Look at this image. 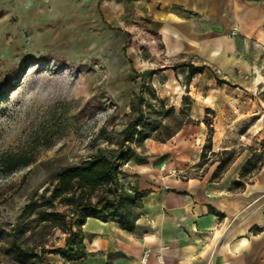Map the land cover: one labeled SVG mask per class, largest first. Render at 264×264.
<instances>
[{
    "label": "rangeland",
    "instance_id": "374dc122",
    "mask_svg": "<svg viewBox=\"0 0 264 264\" xmlns=\"http://www.w3.org/2000/svg\"><path fill=\"white\" fill-rule=\"evenodd\" d=\"M150 1L0 0V161L8 155L31 160L11 173L0 165V264H40V253L44 264L71 262L56 250L71 206L45 205L56 175L92 155H137L144 139L136 132L124 139V128L139 106L144 120L137 129L153 139L165 140L192 121V103L207 79L182 66L190 58L166 57L151 29ZM213 117L208 111L203 118L204 146ZM258 128L240 129L242 141L258 143L249 137ZM241 149L203 148L202 163L227 166ZM263 159L264 151L252 153L244 180ZM52 210L64 220L50 216Z\"/></svg>",
    "mask_w": 264,
    "mask_h": 264
},
{
    "label": "crops",
    "instance_id": "0c3cea01",
    "mask_svg": "<svg viewBox=\"0 0 264 264\" xmlns=\"http://www.w3.org/2000/svg\"><path fill=\"white\" fill-rule=\"evenodd\" d=\"M148 9L166 57L202 65L193 77L208 85L191 122L165 140L144 139L121 167L125 189L141 194L134 228L87 218L76 264H264V159L241 176L264 151V0H151ZM208 111V151L242 146L216 177L220 161L202 163ZM258 125L249 136L258 143L242 141L240 129Z\"/></svg>",
    "mask_w": 264,
    "mask_h": 264
},
{
    "label": "trees",
    "instance_id": "16d2710c",
    "mask_svg": "<svg viewBox=\"0 0 264 264\" xmlns=\"http://www.w3.org/2000/svg\"><path fill=\"white\" fill-rule=\"evenodd\" d=\"M182 66L191 69L192 73L200 72L203 69L202 65L194 66L192 63L182 64ZM138 100L140 102L143 100L141 94L138 95ZM143 116L144 112L139 106L136 117L129 120L124 128V139L133 140L135 132L140 139L149 137L145 135L143 127L137 129V125L144 120ZM206 147L210 148V140L204 149ZM203 154L202 152V157ZM130 158L129 155L121 152L113 159L103 154L92 155L78 165L68 167L56 175L55 185L49 198L45 201V205L53 207L54 201L60 200L65 205L71 206L69 223L65 227L64 244L62 247L56 248L57 252L71 261L69 264H76L86 256L82 226L87 218H96L101 221L118 219L122 228L126 230L134 228L138 217V204L141 194L127 191L124 184L120 182L123 176L121 165ZM30 162L31 160L24 156L8 155L1 159L0 165L6 173H11L20 167L27 166ZM225 164L224 161H220L212 177H216L218 171ZM235 184L239 183L236 182ZM34 204V202L28 203L24 213L31 212ZM48 214L54 219L64 220L65 218L63 213L56 210L49 211ZM19 253L27 256L26 252ZM39 259L40 264H44L42 253L39 254Z\"/></svg>",
    "mask_w": 264,
    "mask_h": 264
},
{
    "label": "built area",
    "instance_id": "2783aa9c",
    "mask_svg": "<svg viewBox=\"0 0 264 264\" xmlns=\"http://www.w3.org/2000/svg\"><path fill=\"white\" fill-rule=\"evenodd\" d=\"M145 258H143L142 260H144ZM158 260L161 262V257H158Z\"/></svg>",
    "mask_w": 264,
    "mask_h": 264
}]
</instances>
